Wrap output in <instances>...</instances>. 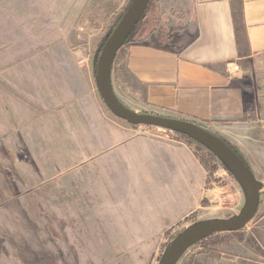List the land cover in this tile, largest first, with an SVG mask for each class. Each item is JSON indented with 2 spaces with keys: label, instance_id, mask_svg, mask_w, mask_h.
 I'll use <instances>...</instances> for the list:
<instances>
[{
  "label": "crops",
  "instance_id": "0c3cea01",
  "mask_svg": "<svg viewBox=\"0 0 264 264\" xmlns=\"http://www.w3.org/2000/svg\"><path fill=\"white\" fill-rule=\"evenodd\" d=\"M89 1L0 0V177L27 178L31 208L64 257L71 241H94L95 264H150L156 243L202 209L207 172L187 145L106 110L93 67L69 54ZM165 1L146 18L157 12L166 32L118 51L115 95L134 112L192 121L242 147L239 132L264 119L263 90L244 75L264 60V0H172L163 14ZM245 150L248 162L264 159ZM71 223L77 231L61 230Z\"/></svg>",
  "mask_w": 264,
  "mask_h": 264
},
{
  "label": "rangeland",
  "instance_id": "374dc122",
  "mask_svg": "<svg viewBox=\"0 0 264 264\" xmlns=\"http://www.w3.org/2000/svg\"><path fill=\"white\" fill-rule=\"evenodd\" d=\"M159 1L156 0L150 11L157 7ZM128 2L129 0H91L79 15L73 28V45L69 54L79 59L80 63L84 62L83 66H87L91 72V66L95 70L100 50L123 17ZM171 4L172 0L165 1L162 4V12L168 11L169 5L172 8ZM155 14L157 15L154 16ZM155 17H159L157 12L139 25V38L154 29L160 35L166 32L167 19L160 17L156 20ZM244 75L263 90L261 94L264 99V60L252 64ZM249 126L238 134L239 140L244 144L236 149L242 157L241 150L251 147L264 154V119L262 123ZM141 128L161 132L169 136L168 138L187 145L207 172L202 209L169 230L168 234L156 243L149 259L150 264H158L162 253L177 235L204 221L227 220L237 216L245 205V197L228 168L202 146L175 133L152 127ZM246 134L249 136L247 139L243 138ZM245 151L248 154V151ZM257 157L249 158V162L244 160L261 189L258 211L251 222L239 232L212 235L194 244L182 255L181 264H207L208 260H214L221 254L227 259L238 258L236 262L239 264H264V159ZM35 194L27 184V178L11 176L10 173L0 177V264H67L68 261L71 264H95L98 258L93 255L94 241H71L72 253L68 257H64L57 247L52 250L53 242L47 238V225L42 219H38L36 210L31 208L32 199H36ZM40 199L45 201L41 196ZM20 202H23L22 208L19 207ZM47 211L41 210L44 215ZM74 212L78 210H72V213ZM60 228L64 229L62 231L69 228L73 232L77 231L78 225L71 223ZM73 245H76L81 255H75Z\"/></svg>",
  "mask_w": 264,
  "mask_h": 264
},
{
  "label": "water",
  "instance_id": "95a60500",
  "mask_svg": "<svg viewBox=\"0 0 264 264\" xmlns=\"http://www.w3.org/2000/svg\"><path fill=\"white\" fill-rule=\"evenodd\" d=\"M149 0H131L123 17L106 39L96 61L94 80L97 93L109 113L135 127H152L175 133L193 141L217 157L231 172L245 197V205L237 216L227 220H211L198 223L179 235L162 253L158 264H176L184 252L206 238L243 230L258 211L260 184L254 180L243 162L213 134L192 121L179 120L134 112L115 95L111 72L118 51L124 46L143 16Z\"/></svg>",
  "mask_w": 264,
  "mask_h": 264
},
{
  "label": "trees",
  "instance_id": "16d2710c",
  "mask_svg": "<svg viewBox=\"0 0 264 264\" xmlns=\"http://www.w3.org/2000/svg\"><path fill=\"white\" fill-rule=\"evenodd\" d=\"M131 2V0H129L128 4ZM156 2V0H149L146 10L143 14V16L141 17L140 21L138 22V24L136 25L134 31L132 32V34L130 35V37L128 38V40L126 41V43L124 45H126L129 42H139L143 39V36L141 38H139V34L140 32L138 31L139 29V25H142L143 21L146 19V17L148 16V14L150 13V10L152 8V5ZM233 19H234V24L236 26V33L238 36V43H241V39L239 38V32L241 30L240 24H241V19H242V14H241V8L238 7V9L234 10L233 12ZM114 63V61H113ZM93 72H94V68H93ZM94 74V73H93ZM99 97V95H98ZM100 99V97H99ZM100 101L102 102V100L100 99ZM103 103V102H102ZM108 111V110H107ZM109 112V111H108ZM130 126V125H128ZM198 126L204 130L205 127H203L201 124H198ZM131 127H135V126H131ZM208 132H210L209 130H207ZM211 134H213L217 139H219L221 142H223L239 159L241 162H243L245 164V166L248 168V166L246 165L243 157L241 156V154L238 152V150L236 149L235 146L231 145L230 143H228L225 139L221 138L218 134L210 132ZM209 152V151H208ZM210 153V152H209ZM211 155H213L212 153H210ZM214 156V155H213ZM249 169V168H248ZM211 237V236H210ZM209 238V237H208ZM207 239V238H206Z\"/></svg>",
  "mask_w": 264,
  "mask_h": 264
},
{
  "label": "built area",
  "instance_id": "2783aa9c",
  "mask_svg": "<svg viewBox=\"0 0 264 264\" xmlns=\"http://www.w3.org/2000/svg\"><path fill=\"white\" fill-rule=\"evenodd\" d=\"M239 71V67L238 66H234L233 67V72H238Z\"/></svg>",
  "mask_w": 264,
  "mask_h": 264
},
{
  "label": "flooded vegetation",
  "instance_id": "af4514ba",
  "mask_svg": "<svg viewBox=\"0 0 264 264\" xmlns=\"http://www.w3.org/2000/svg\"><path fill=\"white\" fill-rule=\"evenodd\" d=\"M165 24H166V23H165ZM157 30H158V27H157ZM154 31H155V29H154ZM154 31H153V32H154ZM160 31H161V30H160ZM160 31H159V32H160Z\"/></svg>",
  "mask_w": 264,
  "mask_h": 264
}]
</instances>
